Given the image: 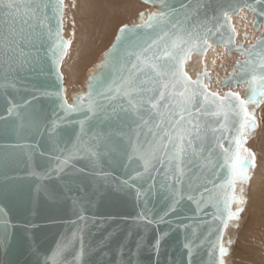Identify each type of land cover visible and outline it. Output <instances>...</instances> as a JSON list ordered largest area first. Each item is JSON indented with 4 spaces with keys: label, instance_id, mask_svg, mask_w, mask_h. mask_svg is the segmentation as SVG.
<instances>
[{
    "label": "snow or ice",
    "instance_id": "obj_1",
    "mask_svg": "<svg viewBox=\"0 0 264 264\" xmlns=\"http://www.w3.org/2000/svg\"><path fill=\"white\" fill-rule=\"evenodd\" d=\"M144 2L159 8L119 27L86 93L69 104L60 72L72 43L62 35L65 0H0V95L10 105L7 116H0V135L17 138L0 159L30 166L39 157L42 172L31 173L37 181L67 177L64 190L48 193L53 199L72 192L77 171L107 177L110 173L97 170L114 163L124 172L117 190L133 193L140 207L136 220L147 228L171 224L166 218L175 215L176 228L185 230L188 264L194 249L206 252L205 264H224L229 254L224 230L247 203L243 187L239 195L237 187L250 181L256 167V155L246 147L257 128L250 107L264 103V32L255 41L245 33L249 43L237 44L232 18L245 8L264 16V7L258 11L249 0H215V6L214 0ZM261 27L264 20H253L254 29ZM216 47L242 59L212 90L206 64L195 79L186 65L193 55L203 59ZM242 84L247 97L235 90ZM21 87L33 95L16 102L12 93ZM36 93L55 105L51 116L37 114ZM76 161L85 164L77 169ZM78 187L83 192V182ZM72 199L83 225L50 250L52 264H137L146 244L159 256L168 232H158L151 242L137 237L132 248L129 234L116 247L115 259L106 251L111 233L90 244L85 240L90 201L84 195Z\"/></svg>",
    "mask_w": 264,
    "mask_h": 264
},
{
    "label": "water",
    "instance_id": "obj_2",
    "mask_svg": "<svg viewBox=\"0 0 264 264\" xmlns=\"http://www.w3.org/2000/svg\"><path fill=\"white\" fill-rule=\"evenodd\" d=\"M139 1L145 3L144 0ZM231 2L236 3L238 0H231ZM249 2L258 11L264 7V5L256 3L255 0H249ZM145 4L150 8L140 11L135 22L129 26L139 22L141 12L148 14L159 8L158 4ZM245 10L251 13L254 20H264V16L258 17L248 8ZM261 32H264V27ZM117 34L118 30L110 46L101 55L100 61L87 72L83 86L84 91L71 94L70 101L66 99L67 103H73L75 97L86 93L89 77L97 71L96 66L103 61L104 54L112 47ZM26 87L30 88L31 86L26 85ZM245 92V97H247V86ZM62 94L66 98L64 84ZM32 95L33 93L25 91L24 87H21L18 92L12 93L16 102L24 97L31 98ZM36 95L38 99L34 100L33 104L36 106L37 114L41 117L51 116L55 105L39 93ZM8 107H10L8 99L0 95V116H7ZM2 123L0 122V125ZM16 142L17 138L14 135H0V157L9 155L11 146ZM75 164L79 169L85 162L76 161ZM42 169L43 160L39 157L30 166L17 165L10 161L4 162L0 159V264H52L50 250H54L57 243L74 231L77 226L83 225L77 215L80 212V207L74 205L72 199L74 196L80 195H84L87 201H90L85 203L88 225L85 230V240L95 245L106 234L111 233L112 236L106 251L113 254V259H115L116 247L125 241L129 234H131V239L128 241V247L132 248L137 237L151 242L158 232H168L169 234L162 241L159 256L157 257L153 249L146 244L135 257L137 264H188L186 250L182 247L185 230L176 228L180 221L176 219L175 215L166 218L172 221L171 224H153L147 228L143 226V221L136 220L140 207L134 194L117 190L116 182L124 175L122 168L117 167L114 163L104 164L97 171L110 173L107 177L91 176L87 173L80 174L77 171L74 174L75 182L71 185L72 192L55 199L51 198L48 193L53 190L56 192L64 190L65 180L68 178L61 180L53 176L50 179L45 178L37 181L31 173H41ZM81 182H83V192L78 187ZM94 189H99L101 194L93 195ZM161 207V204H157V210ZM91 259L95 262L96 256H92ZM206 260V252L202 249H194L192 264H205Z\"/></svg>",
    "mask_w": 264,
    "mask_h": 264
},
{
    "label": "bare ground",
    "instance_id": "obj_3",
    "mask_svg": "<svg viewBox=\"0 0 264 264\" xmlns=\"http://www.w3.org/2000/svg\"><path fill=\"white\" fill-rule=\"evenodd\" d=\"M140 2L136 0H65L62 35L66 40L72 41L68 55L61 64L67 101H70L71 94L84 91L87 72L100 61L101 55L112 43L120 23L124 21L127 25L132 24L140 11L149 9L146 7L147 4ZM253 20L251 13L245 9L232 18V23L239 33L236 39L237 44L249 43L243 38L245 33L250 41L259 37L262 27L255 31ZM222 53L223 48L216 47L214 50H209L203 59L199 55H193L186 65V71L195 79L198 73L204 71L206 64L210 73L211 89L217 90L220 88L217 82L227 77L237 59H242L235 52L231 55H222ZM245 88L246 85L242 84L235 90L245 97ZM259 159L250 181L237 187L238 195L239 188L243 187L247 203L243 206L240 219L230 221L224 232L223 242L229 247V254L224 258V264H264V155H261ZM235 208L236 206L233 205V210ZM229 242H231L230 245ZM232 244L235 247V253H231Z\"/></svg>",
    "mask_w": 264,
    "mask_h": 264
},
{
    "label": "rangeland",
    "instance_id": "obj_4",
    "mask_svg": "<svg viewBox=\"0 0 264 264\" xmlns=\"http://www.w3.org/2000/svg\"><path fill=\"white\" fill-rule=\"evenodd\" d=\"M136 1L140 2L139 0H136ZM140 3H142V2H140ZM144 5H146V4H144ZM146 7L150 8L148 5H146ZM126 23L127 22L123 21L120 23L119 26L121 27V25H125ZM250 111L254 112V115H255V118L257 121V128L255 129V131L250 133L246 147L249 148L251 151H253L256 156H258V157H256V162H257L258 159L261 157V155H264V152H263L264 143H262V142H264V103L260 104L259 107L253 106L250 109ZM261 147H263V148H261ZM252 172H253V169L250 172V176H251ZM240 217H241V215L239 216L238 219H240ZM232 246L234 247V245L233 244L231 245V253L236 251L235 247L233 248Z\"/></svg>",
    "mask_w": 264,
    "mask_h": 264
}]
</instances>
